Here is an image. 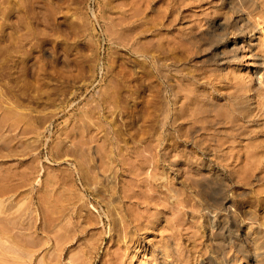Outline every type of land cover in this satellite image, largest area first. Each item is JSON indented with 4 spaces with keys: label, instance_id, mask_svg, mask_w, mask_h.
Returning a JSON list of instances; mask_svg holds the SVG:
<instances>
[{
    "label": "rangeland",
    "instance_id": "374dc122",
    "mask_svg": "<svg viewBox=\"0 0 264 264\" xmlns=\"http://www.w3.org/2000/svg\"><path fill=\"white\" fill-rule=\"evenodd\" d=\"M259 92L264 0H0V264H223L202 185L264 144Z\"/></svg>",
    "mask_w": 264,
    "mask_h": 264
},
{
    "label": "bare ground",
    "instance_id": "6f19581e",
    "mask_svg": "<svg viewBox=\"0 0 264 264\" xmlns=\"http://www.w3.org/2000/svg\"><path fill=\"white\" fill-rule=\"evenodd\" d=\"M257 79H258L259 83H262V75H260L259 78H257ZM191 91H192V89H191ZM191 93H192V96H191L190 101H191V105L193 108L191 107L192 109L190 110L192 112V113L190 112V116H189V119L191 118L190 120L192 121L190 123L192 124V126H194L196 128V130L197 129L203 130V131L201 130L202 131L201 133H203V137H201L202 138V141H201L202 148L201 149L203 150V152H207V150L210 151V148H212V145H209L208 141H210V142L214 141L213 136H211L213 141H211L210 137H208L211 133L209 131V130H211V128L210 129L208 128L209 125H211V120H209L210 115H209V117L206 114L201 115L202 113L200 111H202V110L199 111V108H201L200 105L198 107V110L196 109V105L198 104L197 93L196 94L194 92H191ZM263 94L264 93L259 92L258 96L262 97ZM249 96H250V94H249ZM203 103H205V102H203ZM255 103H253V104H255ZM203 105H202V108H203ZM211 105H213V104H211ZM248 106H250V105H248ZM207 107H208V105H207ZM263 107H264V100L262 98L260 101L257 99V103L253 106V110H252L253 114H254V111H261L262 112L264 110ZM204 108H206V107H204ZM210 109H212V108H210ZM204 110L205 109H203V111ZM206 111H205V113H206ZM208 111H209V109H208ZM256 113H259V112H256ZM217 114L218 113H216V115ZM213 116H215V115H213ZM242 117L245 118L244 115ZM212 119L214 120L215 118H212ZM237 120H238V123L241 122V121H239V119H237ZM219 122H221V121H219ZM229 122H230V120H229ZM230 123H232V122H230ZM199 124H201V125H199ZM225 124H228V120H227V123H225ZM241 127H242V125L236 130V138L238 137L240 139L239 140L240 142H241V140L245 139L247 137V135L251 136V134H252L251 133L249 135L247 133L248 131L246 132V130L241 128ZM190 128H192V127H190ZM215 128H216V126H215ZM224 129H225V127H224ZM230 130H232V129H230ZM195 131H194V133H195ZM208 131L210 132L209 135L207 134ZM212 132H213V129H212ZM218 133H222V132L220 131ZM226 133L228 135L234 134L232 131L230 133L225 132V134ZM212 134H215V133H212ZM225 134H223V135H225ZM199 135H201V134H199ZM263 138H264V136H263ZM197 140L198 139H195V137H194L193 143L196 146L198 145ZM224 144L226 145L227 143H225L223 140L218 138L217 142H216L215 146H213L212 150L213 149L215 151L221 150V147ZM195 145H194L193 149L190 146L191 150L195 151L194 150L196 147ZM227 147H229V145ZM229 148H230L229 151H231V147H229ZM250 149H251V151L247 152V149L244 146L240 147V149L238 151V155L235 154V156L237 155L235 158L233 157V159L230 160L231 157H226V158H230L229 159L230 161H227L228 159L227 160L224 159L226 161V163L221 164L224 167V169L226 170V169H229L230 166H232V165L235 166V164L237 163V165H236L237 168L235 166V167L229 169V172L231 175L227 176V177H229V179L231 177V179H232L231 182H229L227 180L219 181L218 178H216V181L213 184H210V183L205 184L204 183V185H202L204 187V192L201 195L203 202H204V206H203V208L205 210L204 213H207V216H208L207 218H209L212 221V223H214V227L216 229L212 227V230L215 229L217 231L216 234L221 239L220 244L223 243V246L222 247L220 246L221 248L219 247L220 250L217 249L216 247H214V249L216 248L217 250H219V252L216 250V253L220 254L219 258L221 257V260H223V264H260L264 261V213L263 214L257 213L256 211L251 209L252 206H248V207H251L250 209L245 207L246 204H251V199H247V198L245 199L243 196H242V198H239L237 195V192L238 193H240V192L239 191L236 192V188L238 189V187L239 188L240 187L246 188V187H250L251 185H253V183H257L259 186H257V188L255 186L256 189L251 186L252 187L251 193H253V194H250L249 197H251V195H253L252 197H254L256 200H259L260 194L264 193V144H260V145L251 147ZM191 150H190V152H191ZM224 150H227V149H224ZM224 150L222 149V151H224ZM231 152H234V151H231ZM215 154H217V153H215ZM213 156H214V154H213ZM218 156L220 157V155H218ZM222 157L223 156L221 154V158L219 159L220 162L222 160ZM224 158H225V155H224ZM216 160L218 162V158ZM225 161L222 160V162H225ZM195 163H196V156H195V153L193 152L192 164H191L192 166H191L190 170L192 171V174H194V176L196 175L195 173L200 170V169H197V167L194 165ZM238 165H240V166L238 167ZM191 178H195V177L191 176ZM191 180H193V179H191ZM204 181H206V180H204ZM193 184H195L194 181L191 185H193ZM192 189H195V188L193 187ZM201 192L202 191H200V194H201ZM252 200H253V198H252ZM196 202H198V201H196ZM262 203L263 202H261V204L260 203L259 204L262 206ZM199 204H200V202H199ZM252 204H253V202H252ZM196 205H197V203L195 205L193 203L191 207H194V208H192V209H195ZM197 207H198V205L196 206V208ZM197 210H198V208H197ZM262 212H264V211L262 210ZM195 217H193V218H195ZM205 217H206V215H205ZM211 226H213V224H211ZM216 242L217 243H215V244L217 245L218 241H216ZM211 252L213 253L215 251H211Z\"/></svg>",
    "mask_w": 264,
    "mask_h": 264
}]
</instances>
